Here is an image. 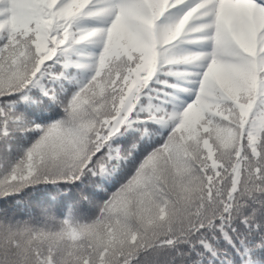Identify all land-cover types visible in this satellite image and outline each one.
<instances>
[{"label": "snow or ice", "instance_id": "6c2138e0", "mask_svg": "<svg viewBox=\"0 0 264 264\" xmlns=\"http://www.w3.org/2000/svg\"><path fill=\"white\" fill-rule=\"evenodd\" d=\"M176 9H182V15L172 19ZM85 20L99 21L103 26L83 28L81 22ZM261 21H264V0H250L247 4L239 0H0V145L7 143L11 153L14 147L11 141L17 133L20 136L34 133L38 138L0 178V200L30 184L37 167L45 162L37 153L48 147L47 161L65 178L46 182L74 184L79 189L78 195L73 193V204L59 217L61 225L66 232L101 237L91 252H69L65 264L86 261L137 264L140 254L133 253L129 244L139 242L140 234L131 220L134 214L131 205L124 203L127 201L124 190L132 192L145 185L155 189L159 183L158 164L164 159H171L183 172H198L197 160L207 169L211 149L215 147L206 144L208 121L213 124L221 121L229 115V109L245 113L241 154L248 156V185L254 195H260L257 190L264 188V23ZM97 38L105 55L128 57V80L124 82L122 76L116 81V91L110 92V82L93 70L86 82L72 90L73 70H89V64L84 58L73 60L70 54ZM181 44L205 47L187 52L184 58L188 61L185 66H195L189 75L194 78L191 90L194 98L175 112L168 108L169 93L158 91L154 97L149 93L153 91L150 85L154 81L176 87L160 81L158 74L176 76L170 71L176 65L169 62V53ZM98 62L102 67L104 58L99 57ZM142 79L147 80L148 86L140 94L139 103L129 110L125 94L131 95L129 88L135 92ZM33 88L40 89L41 106L25 115L18 105L28 100ZM242 93L249 94L254 101L250 107L238 103ZM145 96L158 107L142 111L141 101ZM208 102L213 105L211 113L206 107ZM50 106H54L53 111L59 109L62 116L47 125L38 123L46 119L41 113ZM223 124L225 129L231 127L227 121ZM157 126L164 129V134L148 150L153 143L150 129ZM237 133L239 139L238 128ZM129 136L136 143L130 145L123 139ZM130 155L139 163L121 189L100 202L95 218L81 221L74 209L95 205V198L100 195L97 189L113 180V176L114 180L120 179V174L128 169ZM234 199L217 201L218 207L209 205L196 221L200 224L202 217L211 219L221 213L211 231L201 227L200 232L205 235L192 245L196 250L191 261H197L205 251H214L211 241L217 232L231 244L237 239L235 233L246 229L250 222L231 219L232 209L228 204ZM158 203H163L162 195ZM143 210L142 205L137 209ZM39 211L55 212L52 201L41 202ZM255 228L264 232V227L258 224ZM109 248L113 249L111 254ZM117 251L120 259L114 258ZM0 264H14V261L3 256ZM37 264H58V261L49 254Z\"/></svg>", "mask_w": 264, "mask_h": 264}, {"label": "trees", "instance_id": "16d2710c", "mask_svg": "<svg viewBox=\"0 0 264 264\" xmlns=\"http://www.w3.org/2000/svg\"><path fill=\"white\" fill-rule=\"evenodd\" d=\"M172 15L177 18L182 13L180 9H176L173 10ZM171 18L174 19L172 16ZM260 23H264V21ZM100 26L103 25L99 21L85 20L81 22L83 28ZM179 49L184 52L200 51L198 44H181ZM96 51L97 48L94 46L84 44L78 46L70 56L76 60L83 58L87 53ZM172 70L195 71L191 66L185 65L172 66ZM73 71V83L70 86L72 90H75L79 83L86 82L92 74L89 70ZM158 79L166 82L167 85L176 87H167L164 83L154 81L150 85L153 91L149 94L154 97L158 91L169 93V111H181L187 103V98L193 97L191 90L194 88V78L192 76L178 78L161 73L158 74ZM183 89L186 90V93L183 92ZM28 97L27 101L18 105L19 110L23 111L25 115L28 110L41 106L40 89L33 88L28 93ZM152 103L154 105L155 101L153 100ZM141 104L143 106L149 104L147 96L142 99ZM53 108L54 106H50L45 109L41 115L46 119L39 120L38 123L47 125L62 116L59 109L53 111ZM36 138L34 133H28L26 136H20L17 133L16 139L11 141L14 146L11 153L7 155L0 153V178L6 174L12 164L23 155V150L30 146ZM160 138L161 136H157L153 139L148 150L158 143ZM123 139L128 143L132 141L130 136ZM225 139L229 145L232 144L230 136H226ZM211 152L212 157L208 161L210 166L207 169H204L200 161L197 160L195 168L199 169L198 172H183L174 165L171 159H164L158 164L159 183L155 189H149L145 185L132 192L124 190L127 196V201L124 203L131 205L134 213L131 217L132 223L141 233L155 235L182 226H191L205 213L209 205L215 207L217 201L227 199V194L222 191L225 188V183L235 177L237 187H241L248 180L247 161L241 153L239 156L233 154L230 158L231 162H225L219 158V152L215 147L211 149ZM200 159L202 160L203 156ZM225 168H227V172ZM134 169V167H129L125 173L120 174V179L109 180L102 185L98 190L100 195L95 198L97 203L93 206L80 205L74 209V214L81 221L95 218L100 202L112 192L120 190L119 182L121 181L123 184ZM234 169H236L235 172ZM226 175L228 181H224ZM38 187H43V190L35 191L32 187H28L18 196L6 198L7 202L14 204L15 207L13 219H0V257L7 256L14 261V264H37L43 257L51 254L56 257L58 264H65L69 252H91L101 239L100 236L91 233L81 234L75 231L66 232L60 223L59 217H62L68 211L69 206L73 204V194L65 193L55 196L49 194L54 191L52 185ZM161 195L163 203L159 204L158 199ZM45 200L52 201L56 213L45 214L39 211L40 203ZM4 203L5 200H0V204ZM141 205L144 210L137 211ZM229 234L231 235V233ZM216 237L218 238L211 241V248L214 251H205L203 256L198 257L201 264H226V261H229L230 264H245L246 261L248 264H253V257L246 253L243 239H234L230 244L219 232ZM22 238L24 239L23 248L20 247ZM112 251V248L108 249L110 254ZM114 258H121L118 251ZM261 259H264V256H261ZM85 264H89V262L86 261Z\"/></svg>", "mask_w": 264, "mask_h": 264}, {"label": "clouds", "instance_id": "9594fccd", "mask_svg": "<svg viewBox=\"0 0 264 264\" xmlns=\"http://www.w3.org/2000/svg\"><path fill=\"white\" fill-rule=\"evenodd\" d=\"M86 44L94 46L97 48V51L95 53L85 54L83 57L84 61L89 64L90 72L95 70L105 82H110V92L116 91V81L120 80L122 76L124 78V82H127V73L129 71L128 65L126 63L128 59L127 56H118L115 54L105 55L103 45L99 38L89 40ZM187 55V52L177 48L169 53V62L175 64L176 66L186 65L188 64V61L184 58ZM99 57L104 58L102 67L99 66ZM190 66L195 70L194 65ZM170 71L178 78L189 76L194 72H182L179 70ZM181 73L184 75L181 76ZM147 86V80L142 79L138 81L135 92H133L132 88H129V93H131V95H128V93L125 94L128 96L129 110L134 109L135 105L139 103V96L143 89ZM121 91H123V89H121ZM253 102L254 101L249 98V94L247 93H242L238 101L241 107H250ZM212 106L213 105L211 102H208L206 105L209 113H211ZM156 107L158 106L153 105L152 99H149V104L147 106H142L141 110L148 111L155 109ZM189 107H191V105ZM106 111H108V109H106ZM244 116L245 113L243 111L237 113L236 111L229 109V115L223 116L221 121H218L215 124H213L211 120L208 121L209 128L207 130L208 139L206 144L209 146H215L216 150L219 152V158L225 162H231L230 158L233 154L239 156L243 151V148L241 147V141L243 139L244 131ZM224 121H227L228 125L231 127L225 129L223 124ZM237 121H240V123L237 124ZM237 128L239 129V139L237 138ZM163 133L164 129L159 126L150 129V135L153 139H155L157 136H162ZM226 136L231 137V145L226 142ZM34 143L35 141L23 150V155L30 148H32ZM132 143H136V141L132 140L130 145ZM8 147L9 146L7 143L0 145V153H4L5 155L10 154L7 150ZM229 148L232 150L229 151ZM48 151V147L40 149V152L37 153V155H39L45 162L37 167L35 175L33 176L30 184H25L19 187V189L16 190L12 196H18L28 187H32L35 191H42L43 187L38 186L47 185H52L54 188V191L49 193L50 195L59 196L65 193L73 194L74 192L77 195L79 194V189H77L74 184L59 185L46 182L65 178L64 176L60 175L58 170L54 168L50 162L47 161ZM244 159L247 161L248 156L245 155ZM128 160L129 163L126 165L127 168H135L139 163L133 155H130ZM225 171L227 172V168H225ZM217 175H219V173H217ZM111 179L114 180L115 176H113ZM224 181H228L227 175L224 177ZM122 185L123 184L120 181L118 186L121 187ZM222 191L227 194V199H232L235 197V199L232 200V203L228 204V208L232 209V221L239 219L241 221L250 222L246 225V229L241 230L239 233H235L237 239L244 240V248L246 253L253 257V264H264V259H261V256H264V232H259L255 228V225L257 224L261 227H264V188H259L257 190L260 195H254V190L248 185L247 180L241 187H237V180L234 177L233 180L225 183V188ZM29 195H31V193H29ZM4 200L5 203L0 204V219H13V209L15 206L14 204L7 202L6 198ZM220 203H224V201H220ZM216 206L218 207V205ZM220 215L221 213H217L216 216L212 217L211 219L205 216L201 218L203 222L200 224L193 222L191 226H182L169 231L160 232L155 235H146L138 230L140 234L139 242L130 243L129 248L133 253H136L137 251L139 252L140 259L137 261V264H201L200 259L195 262L191 261L190 259L192 252L196 250L192 248V245L199 241L200 236L205 235L204 233L200 232L201 227L207 228L211 231L215 219H218ZM198 233L200 235H198ZM23 245L24 239L22 238L20 241V247L23 248ZM200 256H203V253H201ZM245 264H248V262L246 261Z\"/></svg>", "mask_w": 264, "mask_h": 264}, {"label": "rangeland", "instance_id": "374dc122", "mask_svg": "<svg viewBox=\"0 0 264 264\" xmlns=\"http://www.w3.org/2000/svg\"><path fill=\"white\" fill-rule=\"evenodd\" d=\"M239 2H240V3L247 4V3H249V2H250V0H239ZM200 47H201V49H203L205 46H203V45H200ZM193 118L195 119V114H194Z\"/></svg>", "mask_w": 264, "mask_h": 264}]
</instances>
